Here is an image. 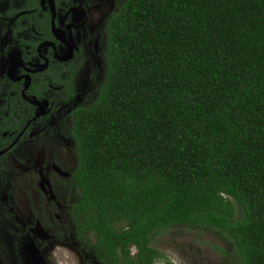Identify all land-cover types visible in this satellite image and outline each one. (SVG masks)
<instances>
[{
	"label": "trees",
	"instance_id": "16d2710c",
	"mask_svg": "<svg viewBox=\"0 0 264 264\" xmlns=\"http://www.w3.org/2000/svg\"><path fill=\"white\" fill-rule=\"evenodd\" d=\"M106 32L72 112L68 242L85 264H155L182 226L264 264V0H116Z\"/></svg>",
	"mask_w": 264,
	"mask_h": 264
},
{
	"label": "flooded vegetation",
	"instance_id": "af4514ba",
	"mask_svg": "<svg viewBox=\"0 0 264 264\" xmlns=\"http://www.w3.org/2000/svg\"><path fill=\"white\" fill-rule=\"evenodd\" d=\"M107 1L0 0V264H60L58 243L85 264L68 242L79 194L69 132L76 76L92 60L104 72Z\"/></svg>",
	"mask_w": 264,
	"mask_h": 264
},
{
	"label": "rangeland",
	"instance_id": "374dc122",
	"mask_svg": "<svg viewBox=\"0 0 264 264\" xmlns=\"http://www.w3.org/2000/svg\"><path fill=\"white\" fill-rule=\"evenodd\" d=\"M107 2L100 5L99 15L103 13L106 15L110 12L113 0ZM97 64L95 60H92L86 65L87 75L85 74L82 79L80 76L75 78L80 88L78 103L81 106L90 105L99 92L103 75L99 68H95ZM34 145V141L28 143V147H34ZM152 244L163 254L156 264L240 263L238 256L232 254L228 242L217 232L211 230L174 226L165 229L153 240ZM58 245L63 247L59 249L60 264H83L82 255L73 245L69 243H58ZM135 250L133 248L132 252ZM50 258L53 261V258Z\"/></svg>",
	"mask_w": 264,
	"mask_h": 264
},
{
	"label": "clouds",
	"instance_id": "9594fccd",
	"mask_svg": "<svg viewBox=\"0 0 264 264\" xmlns=\"http://www.w3.org/2000/svg\"><path fill=\"white\" fill-rule=\"evenodd\" d=\"M157 262H155V264H156Z\"/></svg>",
	"mask_w": 264,
	"mask_h": 264
}]
</instances>
